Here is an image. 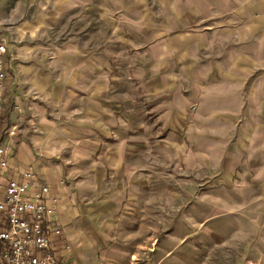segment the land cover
Segmentation results:
<instances>
[{
	"label": "rangeland",
	"instance_id": "rangeland-1",
	"mask_svg": "<svg viewBox=\"0 0 264 264\" xmlns=\"http://www.w3.org/2000/svg\"><path fill=\"white\" fill-rule=\"evenodd\" d=\"M25 21L47 125L119 150L103 264H264V0H0V39Z\"/></svg>",
	"mask_w": 264,
	"mask_h": 264
},
{
	"label": "crops",
	"instance_id": "crops-1",
	"mask_svg": "<svg viewBox=\"0 0 264 264\" xmlns=\"http://www.w3.org/2000/svg\"><path fill=\"white\" fill-rule=\"evenodd\" d=\"M27 25V21L22 22L14 31L16 40L9 43L4 39L11 54V72L4 93V127L8 133L12 132L8 138L5 136L4 144L16 167L32 168L51 187L52 195L58 197L55 220L62 234L54 238V244L66 257V264H103L102 250L111 235L110 228L116 222L119 205L127 200L124 195L113 197L101 192L106 181H110L111 172L116 170L112 154L119 150L111 149L114 136L110 130H100L93 123L89 127L79 125L82 131L91 130L82 132L80 137L75 131L78 125L72 124L74 128L67 131L68 140L65 134H62L63 139L54 131L53 125H47L46 110L31 100L27 86L26 77L32 69L23 66L20 60L23 53L16 46L25 40ZM91 99L97 106L95 98ZM97 116L96 113L91 117ZM25 122L34 130L30 137L20 135ZM67 152L73 155L70 161L54 159Z\"/></svg>",
	"mask_w": 264,
	"mask_h": 264
},
{
	"label": "built area",
	"instance_id": "built-area-1",
	"mask_svg": "<svg viewBox=\"0 0 264 264\" xmlns=\"http://www.w3.org/2000/svg\"><path fill=\"white\" fill-rule=\"evenodd\" d=\"M9 47L0 40V264H66L54 238L62 229L58 197L32 168H18L4 144V93L11 72Z\"/></svg>",
	"mask_w": 264,
	"mask_h": 264
}]
</instances>
